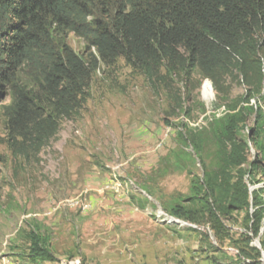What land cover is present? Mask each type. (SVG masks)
<instances>
[{
    "label": "rangeland",
    "instance_id": "rangeland-1",
    "mask_svg": "<svg viewBox=\"0 0 264 264\" xmlns=\"http://www.w3.org/2000/svg\"><path fill=\"white\" fill-rule=\"evenodd\" d=\"M66 42L78 56H87L81 38L69 34ZM259 58L264 66V50ZM191 74L189 79L183 73L166 76L152 86L123 58L99 63L82 108L59 119L58 133L39 153L23 156L10 148L4 107L12 99L2 97L0 264H35L28 260L32 235L46 239L57 259L37 264L240 261L228 241L218 253L211 250L216 241L204 221L195 225L169 216L177 205L194 209L185 201L193 195V181L203 177L202 163L185 142L188 133L203 140L202 162L213 172L218 162L208 124L230 114L228 107L245 93L246 85L234 77L220 93L198 71ZM261 96L250 103L260 107L264 121V87ZM253 128L250 117L246 129L238 130L249 161L264 156V124L263 153L249 143ZM258 180L250 191L264 188V168ZM242 217L233 214L223 221L234 239L244 231ZM254 246L259 248L258 241Z\"/></svg>",
    "mask_w": 264,
    "mask_h": 264
},
{
    "label": "trees",
    "instance_id": "trees-1",
    "mask_svg": "<svg viewBox=\"0 0 264 264\" xmlns=\"http://www.w3.org/2000/svg\"><path fill=\"white\" fill-rule=\"evenodd\" d=\"M69 34L84 41L86 57L69 47ZM263 50L264 0H0V100L12 99L4 107L10 148L22 156L39 153L58 133L59 119L82 108L99 63L123 58L152 86L166 76L183 73L189 79L198 71L224 93L227 78L239 79L244 95L228 107L230 114L208 124L218 162L213 172L202 162L203 140L192 132L185 138L203 177L193 181V195L185 201L194 209L177 205L169 216L195 225L204 221L216 241V247L209 245L213 252L224 241L237 249L241 259L234 264H263L264 188L249 186L260 183L264 156L249 161V147L238 139L253 117L248 140L263 153V114L250 103L262 98ZM240 213L244 231L234 239L223 221ZM29 242L31 263L57 262L46 239L32 235Z\"/></svg>",
    "mask_w": 264,
    "mask_h": 264
},
{
    "label": "bare ground",
    "instance_id": "bare-ground-1",
    "mask_svg": "<svg viewBox=\"0 0 264 264\" xmlns=\"http://www.w3.org/2000/svg\"><path fill=\"white\" fill-rule=\"evenodd\" d=\"M181 225H185V223L182 222ZM261 234H262V233H261ZM261 234H260V235H261Z\"/></svg>",
    "mask_w": 264,
    "mask_h": 264
}]
</instances>
